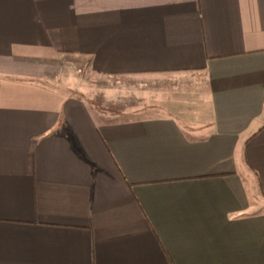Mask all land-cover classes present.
Returning a JSON list of instances; mask_svg holds the SVG:
<instances>
[{"label": "crops", "instance_id": "obj_1", "mask_svg": "<svg viewBox=\"0 0 264 264\" xmlns=\"http://www.w3.org/2000/svg\"><path fill=\"white\" fill-rule=\"evenodd\" d=\"M0 264H264V0H0Z\"/></svg>", "mask_w": 264, "mask_h": 264}]
</instances>
